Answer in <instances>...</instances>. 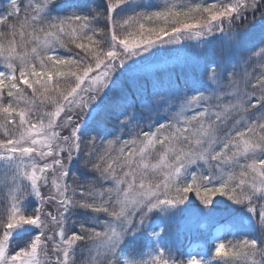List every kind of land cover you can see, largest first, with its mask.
I'll return each mask as SVG.
<instances>
[{"label": "snow or ice", "instance_id": "1", "mask_svg": "<svg viewBox=\"0 0 264 264\" xmlns=\"http://www.w3.org/2000/svg\"><path fill=\"white\" fill-rule=\"evenodd\" d=\"M0 177V264H264V0H9ZM220 204L239 238L175 255Z\"/></svg>", "mask_w": 264, "mask_h": 264}, {"label": "rangeland", "instance_id": "2", "mask_svg": "<svg viewBox=\"0 0 264 264\" xmlns=\"http://www.w3.org/2000/svg\"><path fill=\"white\" fill-rule=\"evenodd\" d=\"M8 3H9V0H0V11H3L7 7ZM247 26L249 28L251 27V25H247ZM253 31H255V29H253ZM156 63L159 65L158 68L156 69V71L159 74L163 72L164 74H167V75L176 76L178 73H179L178 75H181V76L184 75V72H185L184 67L182 65H177L174 62H172L171 59L167 56V54L164 52L160 53V56L158 57ZM249 71H251V69H249ZM3 191L5 192V196H7L8 186L3 182V177H0V195L3 193ZM223 199L224 198H221L218 200H223ZM192 203H193V206H195L196 204H198V201L193 200ZM222 218L224 221H226V219H231L229 212L225 211L223 204L217 205L216 211L213 213L211 217L199 215L194 212L185 214L181 217H178L175 220V222L172 223L171 231L168 234L166 239L167 241H170L172 245H174L176 242H178L182 238L185 231H189V232L194 231L193 234H191V236H188L189 238L185 240L186 252L195 250L197 252L207 253L208 246L206 242L203 239L197 238V237L201 235V228L208 225L209 222L215 223V222L222 221ZM87 219H91V217ZM155 223H156V220L153 221V225H155ZM198 224L200 228L197 229ZM218 225L219 226H215V228L218 229L219 227H222L220 224ZM29 227L31 226H25L24 229L20 230L22 232L20 234V242L27 239V234L25 233L27 232V229ZM195 234H198V236L197 235L195 236ZM212 235H214V233ZM141 247L142 245H133L129 251L135 252L138 254ZM146 251L147 249H145V252Z\"/></svg>", "mask_w": 264, "mask_h": 264}, {"label": "trees", "instance_id": "3", "mask_svg": "<svg viewBox=\"0 0 264 264\" xmlns=\"http://www.w3.org/2000/svg\"><path fill=\"white\" fill-rule=\"evenodd\" d=\"M61 2L66 3L67 0H61ZM68 2H71L74 4H79L85 12H87L90 9L99 8L103 4V0H68ZM152 2L158 4V3H161L162 0H152ZM208 2H214V0H208ZM0 12H2V11H0ZM249 19H251V18H249ZM246 25H247V22H246ZM178 74L175 76V75H167V74H164L163 72H161L159 74V76H160V78L165 79V80L169 76H171L174 79L176 77L183 78V76L178 75ZM77 167H79V166H77ZM76 174L79 175V172H77ZM217 198L221 199L222 197H217ZM6 202L7 201H6L5 192L3 191V193L0 195V208H2ZM84 218L87 219L89 217H84V216L78 217V219H84ZM101 218H103V217L101 216ZM228 220H230V219H226V221H228ZM222 221H224L223 218H222ZM214 225H215L214 222L213 223L209 222L208 225H206V227L201 228V235L200 236H198V234H195V236L196 235L198 236L197 238H202L203 240H205L207 242L209 249H212L214 247V244L220 242L221 240H223L224 242L227 243V241L239 238V235H233L234 229H230V230H227L224 232V234L220 240L210 241L209 235L211 234L212 228ZM198 228H200L199 224L197 225V229ZM246 231H253V229L249 228V229H246ZM257 231H258V229H257ZM193 232L194 231H191V232L186 231V233L183 235L182 239L173 245V247L175 249V253H174L175 255L179 256L183 253H186V251H185V248H186L185 240H186V238H188L189 233H193ZM16 243H20V235L15 238V241L13 243V247H15Z\"/></svg>", "mask_w": 264, "mask_h": 264}]
</instances>
